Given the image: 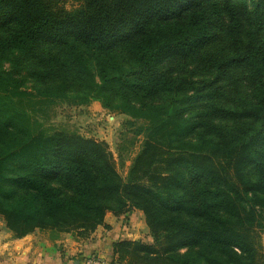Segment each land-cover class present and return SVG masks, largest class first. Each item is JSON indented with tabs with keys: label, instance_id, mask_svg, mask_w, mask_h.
Instances as JSON below:
<instances>
[{
	"label": "trees",
	"instance_id": "obj_1",
	"mask_svg": "<svg viewBox=\"0 0 264 264\" xmlns=\"http://www.w3.org/2000/svg\"><path fill=\"white\" fill-rule=\"evenodd\" d=\"M60 2L0 0L4 227L87 240L137 210L152 241L110 264H264V0ZM56 101L143 121L124 178L105 142L44 128Z\"/></svg>",
	"mask_w": 264,
	"mask_h": 264
},
{
	"label": "rangeland",
	"instance_id": "obj_2",
	"mask_svg": "<svg viewBox=\"0 0 264 264\" xmlns=\"http://www.w3.org/2000/svg\"><path fill=\"white\" fill-rule=\"evenodd\" d=\"M60 1V4L68 10L77 4L76 0ZM35 109L36 118L49 131L76 132L84 137L105 142L113 154L118 174L122 178L125 177L131 159L139 151L143 139L142 134L136 135V128L143 124L142 120H135L129 115L103 109L98 101H91L86 105L56 101L37 104ZM120 159L123 160V165L120 164ZM110 215L117 224L116 234L119 239L129 236V240H139L144 243L152 241L140 211L131 210L120 217ZM0 221H2L1 217ZM261 244L264 251V230L261 233ZM95 255L101 257L104 264H110L111 261H107L101 254Z\"/></svg>",
	"mask_w": 264,
	"mask_h": 264
},
{
	"label": "crops",
	"instance_id": "obj_3",
	"mask_svg": "<svg viewBox=\"0 0 264 264\" xmlns=\"http://www.w3.org/2000/svg\"><path fill=\"white\" fill-rule=\"evenodd\" d=\"M107 214L104 223L107 228L98 227L91 237L84 241L73 239L71 234L50 230H36L15 239L0 221V264H73L90 254H101L111 261V245L118 240L116 222ZM129 240V236L125 238Z\"/></svg>",
	"mask_w": 264,
	"mask_h": 264
},
{
	"label": "built area",
	"instance_id": "obj_4",
	"mask_svg": "<svg viewBox=\"0 0 264 264\" xmlns=\"http://www.w3.org/2000/svg\"><path fill=\"white\" fill-rule=\"evenodd\" d=\"M79 264H104L101 257L95 254L87 255L79 261Z\"/></svg>",
	"mask_w": 264,
	"mask_h": 264
},
{
	"label": "water",
	"instance_id": "obj_5",
	"mask_svg": "<svg viewBox=\"0 0 264 264\" xmlns=\"http://www.w3.org/2000/svg\"><path fill=\"white\" fill-rule=\"evenodd\" d=\"M73 264H79V262L78 261H75V262H73Z\"/></svg>",
	"mask_w": 264,
	"mask_h": 264
}]
</instances>
